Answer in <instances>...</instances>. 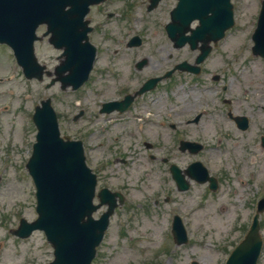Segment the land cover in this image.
Listing matches in <instances>:
<instances>
[{
    "label": "flooded vegetation",
    "instance_id": "flooded-vegetation-1",
    "mask_svg": "<svg viewBox=\"0 0 264 264\" xmlns=\"http://www.w3.org/2000/svg\"><path fill=\"white\" fill-rule=\"evenodd\" d=\"M177 1L160 0L155 8L148 12L149 0H105L104 3L90 7L88 14L83 17L84 20L88 21L91 28L88 31V39L90 44L95 46V58L88 75L89 78L79 90H85V87L91 82H93L92 89H98L95 87L96 85L101 87L98 92L99 96L97 98L93 97L94 102L97 104V113L89 114L85 108L78 110V112H81L78 119L84 122L79 140L85 151L89 148L87 139L90 136L95 134L101 136L104 139L99 144L100 146L104 145V147H101L108 155L105 160L93 164L97 166V169L102 167L100 175L95 172L97 169L90 166V155L88 157L86 155L87 166H90L93 170L97 178V185H99L102 178V187L107 188L110 192H117L123 197V204L115 208L114 215L122 210L121 208L127 203L128 187H126L125 178L118 182V186L113 187L112 180L118 179L113 175L118 174V169L122 165L129 166L135 161H141V163H138L140 166H148V170L143 174L145 176L144 181L151 179V182L157 186L156 190L152 192H146L143 190L144 187L138 186L140 187V196L137 197V205L140 208H135L137 210L146 211L149 207L147 202L150 201L153 208L166 209V206L169 205L166 211H172L174 208H171L170 204H175V207L180 208L179 206L183 203H181V199H177V196L184 195L188 202L193 201L189 206L190 212L193 209L198 211L209 207L208 205L212 204L214 199H218L220 195L223 196L221 192L226 188L225 194L230 199L231 205L247 206L246 208L251 213L257 200L264 198V177L260 176L262 165H264V160L261 159L264 149L259 150L257 148V144L264 148V143H262L264 137L263 133L260 132L261 127L256 128V131H259L257 137H260L258 141L255 139L252 143L247 137L239 143L234 141L231 144L233 145L232 148L226 146L230 141V137L242 138L245 133L250 131L253 127V119L242 113L236 114L232 111V104L223 97L225 94L221 93L227 91L229 85L226 83L221 84V95L216 97L218 92L215 91L214 93V89H216L213 86L214 83L221 81L222 77L226 78L224 80H228V76L225 74L218 75L215 72H209L207 66V60L215 53L222 40L217 42L208 57L199 65L198 73L194 74L187 70H180L179 66L181 64H195L198 50L192 51L188 48V45L177 49L167 38L165 25L170 22H173V26L179 25L176 19L171 18L176 9ZM163 2L166 8L160 7ZM142 10L146 18L149 17L148 19L153 20L155 29L151 32L162 37L157 45L143 46L149 32L143 29L142 25L139 28L135 27L134 29L132 27V30H127V27L133 26L132 23L141 22L140 18L143 14H139V11L142 12ZM153 14L155 15L152 17ZM111 22L116 23L114 28L116 34L114 35L109 32L108 28ZM195 26L196 22L188 28L194 29ZM173 29L176 30V27ZM45 30L44 25L38 27L36 30L38 39L34 46L38 62L44 68L42 76L50 81L54 76L55 66L59 62L61 51L48 45V37L43 34ZM196 47L198 48L199 44ZM185 48L192 53V58L180 61L178 50H184ZM0 49L7 50L14 63H16V58H14L9 47L0 44ZM45 52L50 54L47 56ZM40 56L48 61H44ZM168 72L169 75L167 76L166 73ZM207 75L210 76L209 83H205ZM18 76H22L20 71L11 77H8L7 74L6 76H0V88L8 86L6 92L14 95V92L9 88H16V78ZM152 79H156L152 87L139 92L143 85ZM190 88L196 91L200 90V94L195 95L192 92L188 94ZM173 91L179 93L173 96L170 94ZM67 92H69V89L64 91V93ZM107 93L108 95H106ZM175 97L176 99L173 101ZM128 98H130V101L126 103L125 99ZM182 98L186 102H182ZM243 99H248V97L244 96ZM121 101H125V103H121L112 111L106 112L102 108V105L108 102L119 103ZM176 101L180 103H175ZM214 101L217 105L213 104ZM170 102L175 103L174 107L167 106ZM183 105L186 107H182ZM11 107L12 103L8 101V103H3L0 108L3 111H8ZM212 109L217 112L218 117L223 119L220 120V118L210 116L212 120L209 123H204L203 120L209 116L208 113L211 112L209 110ZM262 109L264 110V108ZM1 116L0 114V119ZM73 117L71 118L72 122L78 120H74ZM243 117L246 121L241 119ZM201 125H204V127L201 128ZM27 128H29V136L33 135L32 127L28 126ZM212 128L216 131L214 132V134H217L215 136L218 137L215 144L216 153L215 158H208L206 161L199 157L205 148L199 139L207 142L205 137L209 135ZM205 130L207 134H203ZM219 131L221 132L218 134ZM150 134L155 135L154 139L150 137ZM223 134H225L224 138L222 137ZM32 138H34V135ZM222 140L224 144H222ZM242 142L245 149L244 155H242L240 149ZM199 146L201 147L199 152L192 154ZM223 146L231 151H224ZM158 147L163 150L162 153L156 152ZM4 154L9 157V151L4 152ZM178 155L185 159V165L178 162ZM224 155H227V157H224ZM189 156L193 159L188 161ZM196 162H201L202 166H194ZM111 165L118 167V169L112 168ZM202 167L206 168L209 178L203 177L202 182L198 183L190 176L196 174L201 177ZM245 168H247L246 174L250 178L246 176V183L241 180L240 175L243 174ZM3 176V170H0V180ZM175 179L183 180L182 184L188 185V188L181 190L182 184L177 185L174 182ZM168 182H170L172 188L166 194L165 188ZM175 200L178 201V205ZM128 205L124 211L131 214L130 212L135 209ZM175 213L176 211L173 214ZM236 216L239 220V214ZM186 217L184 215V218ZM3 218L6 219V216ZM248 218L250 219V217ZM238 227L243 237L248 230V225L241 226L239 224ZM167 240L170 241L169 238Z\"/></svg>",
    "mask_w": 264,
    "mask_h": 264
},
{
    "label": "rangeland",
    "instance_id": "rangeland-1",
    "mask_svg": "<svg viewBox=\"0 0 264 264\" xmlns=\"http://www.w3.org/2000/svg\"><path fill=\"white\" fill-rule=\"evenodd\" d=\"M258 2L259 0H231L234 15L233 28L228 30L215 53L207 60L209 72L228 76V80H224L226 78L222 77L221 81L214 83L213 86L216 87L214 93L215 91L218 92L216 97L221 95V84L226 83L229 87L226 92L221 93H224L223 97L232 104V111L236 114L242 113L253 119V127L245 133L243 139L235 136L230 137V148H232L233 145L231 144L234 141L239 143L247 137L252 143L255 139L258 141L260 137H257L259 131H256V128L259 126L264 137V110L262 109L264 108V62L251 55L252 41L250 37L258 15ZM160 7L166 8L165 3H161ZM139 14H143L140 18L141 22L132 23L133 26L127 27V30L130 31L132 27L135 29V27L139 28L142 25L143 29L149 32L143 46L157 45L162 37L151 32L155 29L153 20L148 19L149 17L146 18L143 10L142 12L139 11ZM122 25L124 26V23ZM115 26L116 23L114 22L108 25L109 32H112V35L116 34V31H114ZM45 54L48 56L50 53L45 52ZM178 58L180 61L192 58V53L187 48L178 50ZM43 60L48 61L45 58ZM19 71L20 69L14 63L10 53L7 50L0 49V76L8 74V77H11ZM206 78L205 83H209L210 76L207 75ZM16 79V88H9L14 92V95L6 92L8 86L0 88V107L8 101L12 103V107L8 111H3L0 108V114L2 115L0 119V170L4 172V176L0 180V221L6 216V219L3 218L0 225V244L2 245L0 248V264H48L53 259L52 248L46 243L42 232L35 231L31 237L25 240L10 235V230L18 226L17 223L20 218L30 221L36 217V213H34V186L24 168L30 154V144L33 140V135L29 136V128H27L31 125L30 115L35 104H38L41 99L49 97L55 112H57L60 134L62 136L67 135L70 139H80L82 134L80 131L84 122L80 119L72 122L71 118L82 108H85L89 114L97 113V104L94 102L93 97L97 98L99 96L98 92L101 86L96 85L95 87L98 89H92L93 82H91L85 87V90L80 89L74 92L69 90L67 92L69 94H67L61 92L57 84L45 89L46 81L40 83L35 81L25 82L20 76ZM103 84L105 85V83ZM108 85L110 86L109 83ZM173 92L170 93L173 96L179 93ZM191 92L195 95L200 94V90L196 91L190 88L187 93L191 94ZM244 96H247L248 99H243ZM175 99L176 97L173 98V101ZM182 102H186V100L183 99ZM175 103L180 102L176 101ZM175 103L170 102L167 106L174 107ZM213 104L217 105L215 101ZM182 107L186 106L183 105ZM209 111L211 112L203 120L204 123H209L212 120L210 116L220 118V120L223 119L218 117L214 109ZM203 127L204 125H201V128ZM214 132L216 131L212 128L207 137L203 136L207 139V142L199 139L200 143L205 146L199 157L206 161L208 158H215V144L218 137L215 136L217 134H214ZM203 134H207L206 130L203 131ZM154 136L150 134L153 139ZM222 137L224 138L225 134ZM103 139L96 134L87 139L89 148L84 151V155H87V157L90 155V166L94 169H97V166L93 165L94 163H99L108 158L107 153L102 148L104 145H101V147L99 144ZM223 140L222 144H224ZM211 148L213 149L210 151ZM257 148L259 150L264 149L258 144ZM222 149L231 151L224 146ZM240 149L242 155H244L243 142ZM156 150L160 153L163 151L159 147ZM6 151H9V157L4 154ZM178 156V162L185 165V159L180 155ZM224 157H227V155H224ZM192 159L193 157H188V161ZM261 159L264 160V150ZM139 162L141 163V161ZM139 162H132L129 166L122 165L119 169L111 165L112 168L118 169V174L113 175L118 179L112 180V186H118V182L125 178L126 187H128L126 196L128 201L121 208L122 210L113 215L110 220L109 230L100 243L101 245L97 248L95 258L91 264H191L193 260H196L199 264H224L227 254L242 237L241 231L238 230L239 224L241 226L250 224L254 209L252 208L250 213V210L248 211L246 208L247 206L231 205L230 199L225 194V188L221 192L223 196L220 195L218 199H214L212 204H209L211 202L207 203L209 207L202 210L195 211L193 209L190 212L189 206L193 201L188 202L184 195H176L177 199H181V203L184 205L181 204L180 208H177L174 206L175 204H170L171 208H174L172 211H166L169 205L166 206V209L153 208L150 201L147 202L149 207L146 211L137 210L140 208L137 205V197L140 196V187L138 186L144 187L143 190L146 192H152L157 188L151 182V179L144 181L145 176L143 174L148 170V166H140ZM101 168L99 167L95 171L99 175ZM246 170L247 168H245L243 174H240L241 180L245 183L247 179ZM261 170L260 176L264 177V165H262ZM102 184L101 178L97 188H100ZM171 186L168 182L165 188L166 194L171 190ZM175 202L178 205V201L175 200ZM127 205L137 209L130 212L131 214L126 213L124 210ZM174 211L182 218H184V215L187 216L183 221L189 242L180 247L174 246L171 241L167 240V235L170 232L171 216ZM237 214L240 216L239 220ZM260 215L263 250L259 264H264V213ZM170 245L172 246L170 247Z\"/></svg>",
    "mask_w": 264,
    "mask_h": 264
},
{
    "label": "water",
    "instance_id": "water-1",
    "mask_svg": "<svg viewBox=\"0 0 264 264\" xmlns=\"http://www.w3.org/2000/svg\"><path fill=\"white\" fill-rule=\"evenodd\" d=\"M0 0V40L14 47L20 62H35L32 56L33 31L38 22H46L51 31L50 42L64 45L66 62L63 67L69 74L62 79L64 85L76 88L86 79L93 58V49L86 43L85 28L77 31L78 23L71 16L74 9L64 10L65 6L79 5V13L86 12V6L99 0ZM258 28L253 34V52L264 56V1ZM82 4L84 6H82ZM180 4L190 13H205L211 10L213 17L202 19L197 34L211 35L219 39L224 30L232 24L231 4L229 0H182ZM79 14V15H80ZM63 20L59 23L58 16ZM196 17L189 18L187 23ZM80 25V24H79ZM83 26V24H82ZM175 39V33H170ZM213 36V37H212ZM178 46L184 44V37L177 35ZM206 36V41L210 40ZM64 40V41H63ZM27 48V55L20 51ZM85 65V66H84ZM151 83V82H150ZM149 84V83H148ZM33 122L37 127L36 142L27 164V169L34 180L36 191V208L38 217L16 231L24 237L35 229L42 230L48 242L53 246L54 260L49 264H90L95 247L103 237L108 225V217L113 212L115 201L108 191L103 189L98 194L100 205L107 203L108 211L98 220H93L91 213L99 206H92L95 177L85 166L82 144L79 141H63L58 132L55 112L50 101H41L35 109ZM186 188V187H182ZM256 215L245 240L242 241L227 258L226 264H256L260 252L261 239L258 236ZM173 235L178 244L186 242V234L181 221L174 217Z\"/></svg>",
    "mask_w": 264,
    "mask_h": 264
}]
</instances>
